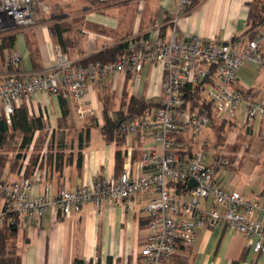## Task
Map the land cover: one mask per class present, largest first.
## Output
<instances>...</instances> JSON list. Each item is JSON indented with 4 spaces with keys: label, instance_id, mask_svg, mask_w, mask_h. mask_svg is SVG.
<instances>
[{
    "label": "crops",
    "instance_id": "crops-1",
    "mask_svg": "<svg viewBox=\"0 0 264 264\" xmlns=\"http://www.w3.org/2000/svg\"><path fill=\"white\" fill-rule=\"evenodd\" d=\"M54 1L61 3L49 0L50 3ZM177 1L169 3L162 0L159 10H153L146 17L143 29L137 26L138 20L134 29H125L123 21L107 24L102 13L81 12L92 29L84 31V25L85 35L79 39L78 36L73 37L74 45L64 42L61 46L47 26L36 27L31 32L20 29L15 31L11 51L21 56L20 70L34 74L53 67L56 52L63 48L69 55L61 52L76 63L119 44L125 37H152L155 28L166 37L174 31L175 36L182 40L198 37L214 43L231 41L244 32L249 4L253 0H203L183 11L178 9ZM37 13L34 14L35 21ZM175 16L176 21L170 23ZM162 28L164 30L160 31ZM31 38L34 44L30 42ZM30 45L36 52L33 59L30 57ZM10 71L6 64L0 62V82ZM163 75L160 66L151 65L137 74L121 73L89 83L84 99L92 112L84 117L78 116L72 102L60 94L38 92L25 98L20 106L25 107L30 116L41 119L44 127L42 132L35 133L33 139L35 143L40 133L44 136L42 160L30 176L33 182L30 196H40L46 186L50 188V196H54L58 188L71 190L87 186L95 179L118 176L125 168L133 176L141 175L144 153L161 152V146L143 134H131L126 138L115 136L106 141L101 128L106 116L115 121L119 113L127 114L125 104L133 97L158 104ZM237 87L243 91L252 90L264 98L261 94L264 76L262 82L255 86L242 80L239 71ZM221 121L223 119L217 116L213 125L199 133L178 135L175 139L179 145L176 154L180 162L188 163L196 153L191 151L195 135L200 134L202 139L210 140ZM229 123L231 132L224 142L228 154L220 157L216 152L221 149H216L214 141H211L206 148H201L213 149L212 162L206 163L208 155L205 164L215 168L214 179L225 191H236L250 203H264V123L244 124L240 116ZM203 133L207 135L204 137ZM29 156L26 153L22 157L23 162L27 163ZM22 176L23 170H11L8 164L2 180L11 183ZM152 197L153 194H144L133 202L105 203L99 209L86 204L69 218L51 209L41 219L18 231L14 245L20 264H72L75 258L86 264H138L140 249L148 234L146 206ZM255 218L264 225V212ZM173 259L176 264H264V256L253 252L246 237L226 225L200 230L192 247L178 250Z\"/></svg>",
    "mask_w": 264,
    "mask_h": 264
},
{
    "label": "built area",
    "instance_id": "built-area-1",
    "mask_svg": "<svg viewBox=\"0 0 264 264\" xmlns=\"http://www.w3.org/2000/svg\"><path fill=\"white\" fill-rule=\"evenodd\" d=\"M48 1L0 0V38L33 25L35 11L46 12ZM97 1L106 4L116 0ZM191 5V0L177 1L182 11ZM176 19L175 16L170 23ZM126 43V53L112 62H95L86 67L76 65L57 51L55 65L34 74L20 70L19 53L6 56V66L11 71L0 82V119L8 124L22 101L38 92L60 94L72 102L78 116L84 117L92 112L84 99L89 83L121 73L137 74L151 65L160 66L164 75L158 105L146 116L120 120L115 135L126 138L143 134L162 150L144 153V171L139 176L125 168L118 176L95 179L87 186L58 188L54 196H50L46 186L40 196L32 198L30 178L0 183V228L7 224L23 230L53 208L69 218L86 204L99 209L105 203L133 202L144 194H153L146 206L148 234L138 264H169L167 260L179 248L192 247L200 230L221 225L246 237L253 252L264 256V225L255 218L264 212V203H250L238 192L219 187L213 167L205 164V149L193 154L188 163L180 162L175 140L181 133H199L210 125L208 111H190L182 93L185 87L205 84L208 79L204 98L218 117L231 121L240 116L244 124L264 123V98L252 91L243 93L237 87L243 64L264 71V26L245 43L240 37L215 43L198 37L182 40L174 31L167 37L160 36L158 28L152 37L131 36ZM211 68L215 69L212 76ZM191 180L195 185L189 187Z\"/></svg>",
    "mask_w": 264,
    "mask_h": 264
},
{
    "label": "trees",
    "instance_id": "trees-1",
    "mask_svg": "<svg viewBox=\"0 0 264 264\" xmlns=\"http://www.w3.org/2000/svg\"><path fill=\"white\" fill-rule=\"evenodd\" d=\"M203 0H192V7L196 6ZM190 7V8H192ZM264 26V0H253L249 4L247 20L245 25V30L240 36L243 43L250 41L254 38L258 30ZM57 40L61 46H63V34L58 27L53 28ZM162 28L160 31H163ZM162 33V32H161ZM16 33L10 32L5 34L3 37V47L1 50L9 49L12 50L14 46ZM160 36H162L160 34ZM127 43L122 42L119 43L109 49H105L101 52H98L82 61L76 62L75 64L78 66L86 67L87 65L93 64L95 62L101 63H109L112 62L117 56L123 55L126 53ZM34 46H29L30 57L36 55ZM12 52V51H11ZM63 52V51H62ZM65 53V52H64ZM0 61H1V53H0ZM215 69L211 68L209 71V75L212 76ZM209 79L205 82V84H198L196 86H187L183 89V97L186 101V107L190 111L198 110L208 111L210 117V125H213L215 119L217 118V114L215 113L213 107L210 103H208L204 98V91L206 89V85L208 84ZM240 90V89H239ZM243 93L251 92L240 90ZM127 107V114L119 113L118 118L114 121L109 117H105V124L101 128L102 135L104 136L106 141H111L115 135V129L120 120H131L136 117H142L148 115L150 112L154 110V108L158 105H153L147 103L142 98H131L129 103L125 104ZM228 120H223L219 122L218 127L219 130L228 128L229 125ZM43 123L39 118L32 117L28 114V111L25 107L20 106L14 111V114L11 116L10 123L8 124L4 119H0V147L5 145L7 141H12L15 138L21 139L20 148L21 149H35L37 147V143H41L43 147V141L38 136L35 143H33V139L36 132L43 131ZM216 128V127H215ZM218 132V134L221 133ZM222 134V133H221ZM42 150L38 151L37 154L29 156V159L26 164H24L21 157H16V159L10 161L5 157L0 156V183H4L2 180L3 172L5 171L8 164L11 165V170H23L22 178H31L34 170L39 166V161L42 160ZM80 158L78 161V166L80 165ZM215 169V168H214ZM215 171V170H214ZM216 182V181H215ZM217 184V183H216ZM19 229L15 226L4 225L0 228V264H20V258L17 254L16 247L14 245L15 238L17 236ZM185 249V248H179ZM187 249V248H186ZM169 264H176L173 257H170L168 260ZM72 264H86L83 260L75 258ZM91 264V263H89Z\"/></svg>",
    "mask_w": 264,
    "mask_h": 264
},
{
    "label": "rangeland",
    "instance_id": "rangeland-1",
    "mask_svg": "<svg viewBox=\"0 0 264 264\" xmlns=\"http://www.w3.org/2000/svg\"><path fill=\"white\" fill-rule=\"evenodd\" d=\"M71 0L67 3H59L57 1L49 2L48 1V10L42 11L41 9H38L35 11V13L38 14L37 20L34 22L33 25L26 27V28H18L17 30H27L29 32L33 31L36 27L40 26H47L52 33L54 37H57L53 28L58 27L60 31L63 34L64 42H70V45H74L75 42H73L75 39L73 37L78 36V39L85 35L84 31L89 30L90 24L87 22L86 16L81 14V12H85V14L90 13H102L104 16L105 23H113V22H121L123 21L125 29H134L135 24H137V20L140 21L137 26H139L141 29L145 27V20L146 17L153 12V10H159V3L162 0H151V2H148L149 0H116L114 2L102 4L99 3L97 0ZM169 3H171L173 0H166ZM175 2L177 0H174ZM192 1V0H191ZM193 4V2H192ZM174 8H176L175 3L173 4ZM192 7V5H191ZM189 9V8H188ZM78 10V11H77ZM79 12L77 15L76 13ZM71 15L69 18H66V16ZM140 19V20H139ZM85 22V24H84ZM135 22V23H134ZM85 26L83 31V26ZM92 29V28H90ZM3 36L0 38V53H1V63L6 64V56L11 52V50L2 49L3 47ZM113 38H116L115 35ZM118 38V37H117ZM127 38H123L120 43L125 42ZM72 41V42H71ZM77 41V40H76ZM30 42L34 44V40L31 38ZM63 42V43H64ZM34 49V48H33ZM62 49V48H61ZM60 49V50H61ZM65 53L68 51L64 48L61 50ZM68 54V53H67ZM69 55V54H68ZM240 76L242 80H245L247 83L251 85H259L264 76V72L258 71L254 69V67L250 64L247 65V63L243 64V66L240 69ZM262 96H264V89L261 90ZM214 131V129H213ZM221 131L219 128H216L213 136L209 138L210 140L202 139V136L195 135L196 137L193 139V146L191 148V151L197 152L200 151L201 148H206L208 143L211 141H214L216 149L220 150L216 153L221 155L225 153V155L228 154V149L226 146H224V142L226 141L227 137L229 136V133L231 132L230 127L222 129L221 133L218 134V132ZM204 137L207 135V133H203ZM199 136V137H197ZM39 137L44 138L43 134H39ZM44 139H41V141ZM21 139L15 138L12 141H7L5 145L0 147V156L5 157L7 160H14L16 157H25L26 153L30 154V156L37 154V152L42 150V142L37 143V147L33 150L28 152L29 149H21L20 148ZM212 143V142H211ZM226 148H224V147ZM224 148V149H223ZM190 151V150H189ZM209 157L207 159L206 163L212 162V156H213V149L209 147V149H206ZM192 153V152H190ZM217 154V155H218ZM219 158V157H218ZM7 180V176L5 177Z\"/></svg>",
    "mask_w": 264,
    "mask_h": 264
},
{
    "label": "water",
    "instance_id": "water-1",
    "mask_svg": "<svg viewBox=\"0 0 264 264\" xmlns=\"http://www.w3.org/2000/svg\"><path fill=\"white\" fill-rule=\"evenodd\" d=\"M205 81V80H204ZM204 81H202V83H204ZM189 187H192L195 185V182L193 180L189 181Z\"/></svg>",
    "mask_w": 264,
    "mask_h": 264
}]
</instances>
